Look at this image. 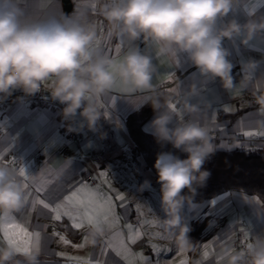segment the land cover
I'll use <instances>...</instances> for the list:
<instances>
[{
	"label": "clouds",
	"instance_id": "1",
	"mask_svg": "<svg viewBox=\"0 0 264 264\" xmlns=\"http://www.w3.org/2000/svg\"><path fill=\"white\" fill-rule=\"evenodd\" d=\"M237 0H73L71 13H65L60 0H0V100L16 90L33 95L43 89L64 105L63 118L69 129L85 126L99 131L105 118L101 98L113 90L128 95L148 91L154 110L145 126L156 142L173 151L157 154L154 168L160 184V218L169 242L180 250H191L193 230L185 207L195 210L196 196L212 176L205 165L215 153L209 127L201 122L205 105L195 97L202 94L197 83L177 86L169 95L155 91L157 71L153 56L141 48L152 45L158 55H185L204 82L219 80L223 89L235 87L230 59L233 47L248 46L256 38L264 40V13L249 14L241 21L230 14ZM98 13L107 21V37L126 39L122 54L111 57L100 46ZM261 60L241 62L245 79H256L258 91L253 101L258 107L257 124L264 129V73L256 76ZM163 96V99L161 98ZM182 106L186 118L177 114ZM175 106V107H173ZM210 106V103L207 105ZM77 117H80L77 120ZM102 136L106 135L101 133ZM21 175L0 163V214L19 211L27 203ZM151 187L145 180L141 185ZM104 226L91 228L92 242L102 236ZM23 255V259L18 258ZM0 264H38V253L19 252L5 240L0 246ZM220 264H264V232L240 249L223 251Z\"/></svg>",
	"mask_w": 264,
	"mask_h": 264
},
{
	"label": "crops",
	"instance_id": "2",
	"mask_svg": "<svg viewBox=\"0 0 264 264\" xmlns=\"http://www.w3.org/2000/svg\"><path fill=\"white\" fill-rule=\"evenodd\" d=\"M60 2L63 6L62 0ZM252 13H264V5L259 4L258 0H237L230 18L235 16L244 21ZM91 19L97 24L100 46L106 54L111 57L122 54L127 48L126 39L116 36L106 38L108 25L105 18L96 13L92 14ZM225 44L232 49L230 59L235 65V87L230 92L223 89L219 80L202 81L185 55L161 56L152 45L140 46L153 56L156 64L157 71L153 77L156 92H170L177 86L187 87L194 82L200 85L202 94L195 97L193 102L199 100L205 105L200 119L209 127L215 150L263 151L264 136L243 135L244 132H264V129L257 124L258 106L252 102L253 93L259 90L256 79L247 82L246 87L242 86L241 81L245 76L241 62L253 58L261 60L255 75L264 73V40L256 38L248 46L239 48L233 47L231 41L226 40ZM151 95L148 91L125 95L118 90L106 94L101 98L105 118L102 117L98 122L99 131H92L86 126L79 131L70 130V122L62 114L64 105L53 100L50 92L43 88L33 95L16 90L0 100V154H3V163L18 173L21 168L25 169L27 180L23 176L20 178L24 184L29 185L25 191L31 192L24 207L8 214L12 219L7 222L19 224L32 234L30 251L38 253V264H76L77 260L91 261L92 264H181L185 260L187 264H220L223 251L240 249L243 242L251 243L256 234L264 232V200L245 191L229 190L224 193L232 195L225 201H218L215 206L210 201L217 196L198 204L207 209L203 211L208 212L209 216V223L201 232L204 234L209 230V234H201L196 240L193 239L195 243L191 250H180L167 240L163 232L159 221L164 213L160 201L154 200L152 193L149 194L151 202L144 214L148 216L147 220H155L157 224H145V228L151 232L162 231V235H151L145 255H135L134 251L133 258H124L111 247L114 243L112 244L111 238H107L106 234L97 236L96 242H92L93 225L85 223L83 227L76 229L72 227V221L67 216L56 221L50 209L39 203L33 206L34 200H44L55 206L76 188L88 185L112 198L113 212L118 206L117 213L120 214L121 210L128 215L126 222L132 225L131 232L141 230L138 221L129 217L133 210L139 214L140 205L136 206L129 201L132 198L139 199L138 194H130L122 184L139 185L145 180L150 181L151 186L158 184V188L160 184L157 176L148 168L143 155L136 149L126 122L128 116L149 101ZM209 103L210 106H207ZM226 108L231 110L226 111ZM237 111H241V114L235 121L223 116ZM181 113L186 118L182 106L177 105L179 117ZM154 115L155 113L143 122L144 130ZM147 132L150 134V131ZM101 133L106 135L102 136ZM16 158L21 159L19 166L12 163ZM101 173H107V176H102ZM87 176L92 177V180L88 181ZM38 187H43L44 190L38 192ZM121 194L125 197L123 201L118 199ZM4 215L0 214V220ZM120 227V224L116 227L119 232ZM70 228L74 231H70ZM36 233H39L38 240ZM120 235L127 240L125 233ZM60 237L66 238L70 243H64ZM5 240L0 233V246L4 245ZM136 240L137 237L135 243L132 239L128 240L131 247L137 248ZM153 245L156 246L155 250ZM206 251L207 258L204 257ZM18 258L23 259V255L18 254Z\"/></svg>",
	"mask_w": 264,
	"mask_h": 264
},
{
	"label": "trees",
	"instance_id": "3",
	"mask_svg": "<svg viewBox=\"0 0 264 264\" xmlns=\"http://www.w3.org/2000/svg\"><path fill=\"white\" fill-rule=\"evenodd\" d=\"M158 93L164 95L171 94L166 90H159ZM163 99V96L161 97ZM154 114L151 103L147 101L143 106L133 111L127 118V125L130 136L136 143V149L143 155L148 168H150L158 178L154 164L157 154L161 151H173L174 153L184 158L185 153L179 152L172 147L171 144L161 147L149 132L143 128L145 122ZM241 114L237 111L234 114H225L224 117L231 121H235ZM210 169L212 176L209 179L207 186L199 190L196 196L198 204L204 203L211 198L229 190H241L252 195H257L264 200V150L260 152H248L246 150H215L214 155L205 165ZM209 223V218L204 221L196 220L194 222L195 229L191 231L195 236H199L198 232L202 231L206 224ZM70 231L72 228L69 229Z\"/></svg>",
	"mask_w": 264,
	"mask_h": 264
},
{
	"label": "snow or ice",
	"instance_id": "4",
	"mask_svg": "<svg viewBox=\"0 0 264 264\" xmlns=\"http://www.w3.org/2000/svg\"><path fill=\"white\" fill-rule=\"evenodd\" d=\"M258 3L264 5V0H258ZM117 51H119V48H117ZM225 110L227 111L231 109L226 108ZM180 118L183 119L182 113L180 114ZM243 135L249 137L253 135L264 136V132H244ZM221 147H224V145H221ZM0 163H3V154H0ZM12 163H15V161L13 160ZM19 173L27 180L28 177L26 176V171L24 168H21L19 170ZM101 175L106 177L107 173H101ZM24 185L25 190L28 189V183H25ZM43 190V187L37 188L38 192ZM25 192L26 199L28 200L31 192ZM231 195V193H224L221 196L210 201V204L215 206L218 201H225ZM118 199L123 201L125 197L121 194L118 195ZM36 203H39L44 208L50 209V211L54 213L53 219L56 221H60L63 217L67 216L72 221V227L76 229L83 227L85 223H87L88 225H94L100 224L101 222H108L109 216L112 215L114 208L112 198L110 196L102 195L99 192V189H91L88 185H81L80 187L76 188L69 195L65 196L62 202L55 204V206L46 203L44 200H34L33 206H35ZM11 219L12 217H10L8 214H5L3 219L0 220V233L3 234L4 239H6L9 244L16 247L17 251H30L32 234L27 232V230L19 224L8 223L7 221ZM113 223H115V221H113ZM144 223L149 225H156L157 221L145 220ZM109 226L112 225L110 224ZM128 228L131 231L132 225H128ZM54 235H58V233H54ZM139 235L140 233L137 231L136 236L131 238L133 243H135V239ZM154 235L160 236V233H154ZM35 236L38 240L39 233H36ZM60 239L64 243H70V241H68L64 237H60ZM153 248L155 250L156 246L153 245ZM117 254H120L119 250H117ZM207 256L208 252L206 251L204 253V257L207 258ZM76 264H92V262L77 260ZM181 264H187V261H182Z\"/></svg>",
	"mask_w": 264,
	"mask_h": 264
},
{
	"label": "rangeland",
	"instance_id": "5",
	"mask_svg": "<svg viewBox=\"0 0 264 264\" xmlns=\"http://www.w3.org/2000/svg\"><path fill=\"white\" fill-rule=\"evenodd\" d=\"M152 174L154 175L153 171H151ZM90 184V183H89ZM143 184V183H142ZM142 184H136V183H126V184H122V187H125V189H127V191L130 194L136 193L138 194L139 199H131L129 200L130 202H132V204H138L140 205L141 208H139V214H136V212L133 210L132 213L130 214V218L134 221H138V225H140L141 230H138V232L140 233V235L137 237L138 240V246L137 248H134L133 246L131 247V242H128L129 239H131L132 237L136 236V232H131L128 230V228H126L128 226V223L126 222V219L128 217V215H126V213H124L123 211L120 210V214L117 213V209L118 206L116 207L115 212L112 213V215L109 216L108 222H101L100 224H102L104 226V233L106 234L107 238H111V242L113 244V249L119 250L120 254L122 257H134L135 255L141 256L145 255L148 252L149 249V242L148 240L150 239L151 235H154V233H160L161 237L162 235V231H157V232H151V231H147V228H145V223L144 221L148 219V216L144 214V212L147 210V206L148 204H150V198H149V194L154 195L156 201H160L161 199V191H160V187H157L158 184H154L151 187H147V185H145V188H141ZM92 189V188H91ZM139 189V190H137ZM95 190V189H94ZM146 196V197H145ZM137 206V205H136ZM207 210L205 207H203V205H199L196 207L195 210H191L189 209L187 206L185 207V213L187 215V219L190 221L191 227L192 229H195L196 226H194V222L196 220L199 221H204L206 220V218H209V216L207 215L208 212H205L203 210ZM203 211V212H202ZM158 218H160V216H158ZM197 218V219H196ZM113 221H115V223H113ZM112 226H109V225ZM118 224H120V229L121 232H119L118 229H116V227L118 226ZM145 228V229H144ZM126 229V230H125ZM127 235V240H125V238H122V235L120 234H124ZM135 233V234H134ZM199 237L201 234H203V232H198ZM209 234V230L207 232H205L203 235H207ZM131 235V236H130ZM190 237L194 240H196L197 235L194 236L193 233H189ZM156 236V235H154ZM87 238H89L88 236H86ZM137 249V250H136ZM134 251L136 253H134ZM134 253V254H133Z\"/></svg>",
	"mask_w": 264,
	"mask_h": 264
},
{
	"label": "water",
	"instance_id": "6",
	"mask_svg": "<svg viewBox=\"0 0 264 264\" xmlns=\"http://www.w3.org/2000/svg\"><path fill=\"white\" fill-rule=\"evenodd\" d=\"M63 8L65 13H70L72 11L73 1L72 0H62Z\"/></svg>",
	"mask_w": 264,
	"mask_h": 264
},
{
	"label": "built area",
	"instance_id": "7",
	"mask_svg": "<svg viewBox=\"0 0 264 264\" xmlns=\"http://www.w3.org/2000/svg\"><path fill=\"white\" fill-rule=\"evenodd\" d=\"M163 87H165V86H163ZM38 98H40V94H38ZM14 161H15V163H13L15 166H19L20 165V162H21V159L20 158H16V159H14ZM88 181H91L92 180V177H90V176H87V178H86ZM246 246V244L243 242L242 244H241V247L243 248V247H245Z\"/></svg>",
	"mask_w": 264,
	"mask_h": 264
}]
</instances>
